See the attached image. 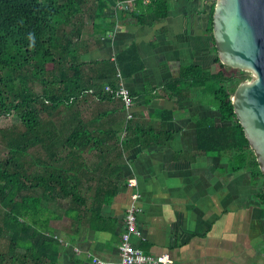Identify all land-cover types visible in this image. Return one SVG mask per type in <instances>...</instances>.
Segmentation results:
<instances>
[{"label":"crops","instance_id":"crops-1","mask_svg":"<svg viewBox=\"0 0 264 264\" xmlns=\"http://www.w3.org/2000/svg\"><path fill=\"white\" fill-rule=\"evenodd\" d=\"M210 4L169 0L166 15L141 23L116 13L113 3L105 11L114 15L97 22L87 18L90 28L76 44L78 59L85 62L83 84H105L108 72L96 61H111L129 45L143 66L121 78L134 97L131 119L120 99L85 91L68 101L64 119L52 118V138L45 147L35 145L34 159L23 158L33 162L29 177L52 181L49 169L55 167L65 176L67 194L56 187V200L44 201L58 240L56 264L117 260L134 191L140 194L141 235L131 241L145 252L168 253L175 264H264L260 178L248 166L235 168L232 151L198 148L197 121L219 125L220 115L211 97L182 76L194 65L213 73L220 68L209 29ZM130 178L135 186L128 185ZM43 185L31 192L52 189Z\"/></svg>","mask_w":264,"mask_h":264},{"label":"trees","instance_id":"trees-1","mask_svg":"<svg viewBox=\"0 0 264 264\" xmlns=\"http://www.w3.org/2000/svg\"><path fill=\"white\" fill-rule=\"evenodd\" d=\"M119 1L125 0H95L92 7L84 8L86 0H0V117L15 115L23 125V129L17 125L0 127V142L7 149L6 156L0 158V264L57 263L58 240L51 231V210L44 201L56 200V187L67 194L65 176L59 174L61 167H55L49 169L52 181L41 175L29 177L30 163H24L23 155L36 144L45 147L52 138L42 118L44 111L66 106L89 89L97 97L107 95L104 86L117 80L113 72L118 69L126 77L142 68L135 46L129 45L117 52L114 60L96 61L108 72L105 84L95 80L82 83L85 62L77 56L76 44L82 32L76 22L81 23L84 17L96 21L114 15L105 9ZM134 2L133 9L118 7L116 13L130 14L146 23L163 17L169 9V0ZM214 3L211 0L209 6L210 24ZM216 61L220 68L214 73L194 65L185 68L182 75L211 97L220 115L219 125L197 121L198 148L232 151L235 168L248 166L251 174L260 178L259 196L264 202V176L231 102L236 85L248 75L220 63L218 58ZM225 68L231 71L225 73ZM189 70L195 72L190 74ZM34 82L40 83V92L34 89ZM43 182L51 184L49 192H31Z\"/></svg>","mask_w":264,"mask_h":264},{"label":"water","instance_id":"water-1","mask_svg":"<svg viewBox=\"0 0 264 264\" xmlns=\"http://www.w3.org/2000/svg\"><path fill=\"white\" fill-rule=\"evenodd\" d=\"M211 33L220 63L248 74L231 102L264 176V0H215Z\"/></svg>","mask_w":264,"mask_h":264},{"label":"built area","instance_id":"built-area-1","mask_svg":"<svg viewBox=\"0 0 264 264\" xmlns=\"http://www.w3.org/2000/svg\"><path fill=\"white\" fill-rule=\"evenodd\" d=\"M134 0H125L117 2L118 7L129 8L130 3ZM114 60V57L112 58ZM117 80L112 84H106L103 88L104 92L109 97L120 99L124 109L127 111V119L132 118L130 107L133 104L134 97L129 90L121 83V73L117 69ZM92 92L91 89L88 90ZM135 178L128 180V185L135 186ZM139 192L134 191L131 193V200L127 206L124 214L125 229L121 233V241L119 244V258L117 260H105L98 257L94 258L96 264H175L173 259L168 253H162L160 255H153L145 252L141 247L137 246L131 241L132 235L140 236L141 233L137 228V214L141 210V207L137 204L139 199Z\"/></svg>","mask_w":264,"mask_h":264},{"label":"rangeland","instance_id":"rangeland-1","mask_svg":"<svg viewBox=\"0 0 264 264\" xmlns=\"http://www.w3.org/2000/svg\"><path fill=\"white\" fill-rule=\"evenodd\" d=\"M95 0H86L84 8L86 7H92L93 3ZM88 19L86 17L83 18L82 22L79 23V21H77V25H80L81 28V32H86L89 28H90V21H88ZM98 20H96L97 22ZM89 23V24H88ZM71 26H69L70 28ZM232 68V67H231ZM232 69H237V68H232ZM228 71H231L230 68H225V73H228ZM247 74V72H246ZM248 75V74H247ZM34 89L37 92H40L41 86L39 82H34L33 83ZM64 113H65V106L59 107L58 109H49L48 111H44L42 113V118L44 119L46 126L50 125V121H53V117L54 116H59L60 118H58V120H62L64 118ZM13 125H17L19 128L23 129V125L21 124L20 120L18 117H16L15 115H7V116H2L0 117V127L3 128H12ZM37 149V148H36ZM7 154V149L4 146L3 143L0 142V158L5 157ZM37 151L35 150V148H31L29 149L24 155L23 158L26 157L27 160H33L34 156L37 155ZM43 154V153H42ZM31 165H29V168H32L33 162H30ZM37 191V190H36ZM59 210V208H57V211Z\"/></svg>","mask_w":264,"mask_h":264}]
</instances>
